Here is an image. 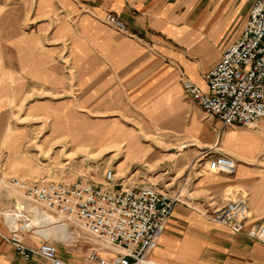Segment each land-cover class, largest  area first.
Wrapping results in <instances>:
<instances>
[{"label": "crops", "instance_id": "0c3cea01", "mask_svg": "<svg viewBox=\"0 0 264 264\" xmlns=\"http://www.w3.org/2000/svg\"><path fill=\"white\" fill-rule=\"evenodd\" d=\"M13 1L17 0H0V19L5 24ZM30 1L18 4L14 26L28 18L33 4L30 19L36 20L38 34L30 38L32 42L38 45L46 37L41 33L49 29L53 40L69 43L67 58L75 69L81 93L67 99L72 104L69 107L107 108L120 103L140 110L138 115L146 116L153 125V130L131 136L134 142L127 147L128 161L141 159L148 152L137 140L164 139L168 133L183 134L188 147L198 149L183 155L178 177L185 176L186 187L192 189L186 201L197 203L203 210L198 214L175 206L150 258L159 264H264V244L208 222L203 215L204 210L225 204L227 189L231 188L235 197L239 195L235 187L248 191L247 204L255 216L264 215V120L253 130L222 128L212 117L213 121L202 122L198 111L190 110L181 99L183 80L206 90L205 75L239 38L254 0ZM107 14L117 17L126 32L105 25L102 20ZM1 72L6 76L26 73L23 64L21 71L2 68ZM6 104L1 96L0 127L6 122L2 111ZM50 136L63 137L62 144L68 147L87 149L111 135L88 134L83 127L60 120L51 126ZM209 149L213 155L234 159V176L196 168L195 158ZM6 205L0 199V207ZM6 234L0 218V264H47L39 257L23 259L2 239ZM40 242L25 238L31 248H37ZM56 251L66 264H85L86 250L81 246L56 244Z\"/></svg>", "mask_w": 264, "mask_h": 264}, {"label": "built area", "instance_id": "2783aa9c", "mask_svg": "<svg viewBox=\"0 0 264 264\" xmlns=\"http://www.w3.org/2000/svg\"><path fill=\"white\" fill-rule=\"evenodd\" d=\"M102 21L116 31L126 32L125 25L113 14L105 15ZM205 80L206 90L183 80V93L205 115L217 119L222 128L253 130L264 120L263 0H254L239 38L225 49ZM181 147L187 148L186 144ZM212 151L201 154L205 171L234 175V159L223 154L211 157ZM102 177V183L97 184L85 178L73 182L28 180L0 173V199L7 204L0 207L7 232L2 239L25 260L39 257L47 264H66L57 256L55 240L41 236L32 223L43 212L96 239L100 247L87 250L85 264H159L150 254L181 195H166L150 184H119L112 168L105 169ZM8 188L20 196L23 211L17 209L19 201L14 193L6 191ZM203 215L235 234L264 244V216L254 220L246 195L239 194L218 208L206 209ZM27 236L40 239L37 248L25 244Z\"/></svg>", "mask_w": 264, "mask_h": 264}, {"label": "rangeland", "instance_id": "374dc122", "mask_svg": "<svg viewBox=\"0 0 264 264\" xmlns=\"http://www.w3.org/2000/svg\"><path fill=\"white\" fill-rule=\"evenodd\" d=\"M30 2L32 4L33 0ZM20 3L22 4L23 0L11 3L10 16L6 18V24L0 19V73L2 68L13 73L21 71L22 64L26 71L25 74L13 76L0 74V97L2 96L7 103L2 110L6 115V122L0 127V173L3 172L7 177L28 180L73 182L85 178L101 184L103 171L112 168L117 183L125 186L153 185L166 195H181L174 208L182 205L192 212L201 213L202 206L186 201L192 189L186 187L187 182L183 181L185 176L178 177L183 155L187 152L196 153L197 147L190 146L178 151L179 145L185 143L187 139L183 134L168 133L164 139L137 140L148 150V154L142 155L141 159L136 161H128L127 147L129 143L134 142L131 136L139 131L153 130V125L146 116L138 115L140 110L123 107L118 102L117 107H69L70 102L67 99L72 100L81 94L77 88L78 77L75 69L67 58L69 43L53 40L49 29L41 33L46 37L38 45L32 42L30 38L38 34L36 20H31L34 5L32 4L28 18L16 27L14 25L18 19ZM181 99L190 110L198 111L202 122L213 121L199 111L196 103L185 95L182 94ZM60 120L71 121L83 127L88 134L111 136L102 143L98 141L94 146L88 145L87 149L68 147L62 144L63 137L57 136L52 139L50 136L51 126ZM213 156L212 154L211 157ZM200 157L201 155H198L193 164L206 172L204 160H200ZM216 175L228 178L234 176ZM191 182L189 179L188 185L191 186ZM6 191L20 198L9 188ZM234 192L246 195L249 202L248 191L235 187ZM231 193L232 189H227V201L235 197L233 193L229 196ZM196 208L201 210L198 211ZM249 210L254 220L264 216H255L250 207ZM52 218L55 222L50 223H59L57 225L67 223L55 215H52ZM67 226L71 233L79 237L70 247L81 246L86 252L91 247H100L96 239L86 231L75 225ZM55 242L57 246L67 245Z\"/></svg>", "mask_w": 264, "mask_h": 264}, {"label": "bare ground", "instance_id": "6f19581e", "mask_svg": "<svg viewBox=\"0 0 264 264\" xmlns=\"http://www.w3.org/2000/svg\"><path fill=\"white\" fill-rule=\"evenodd\" d=\"M184 144H186V147L189 146V143H183V144L179 145L178 148L179 149H183L181 146L184 145ZM17 200L19 201L18 202L19 204L17 205V209L19 211H23V209L25 208V206L20 201L21 199L17 198ZM38 215L39 216H37L33 220L32 223L39 228V233L43 237H45V238H51V239H53L55 241H58L60 243L69 244V245H71V244H73L75 242L76 237H78V236L76 234H74V233H71L68 230L67 224H64L63 225L61 223L62 225H57L59 223H50V222H55V220H53L52 216L49 215V214H47V213L41 212Z\"/></svg>", "mask_w": 264, "mask_h": 264}]
</instances>
